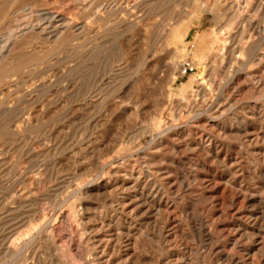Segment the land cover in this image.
I'll return each instance as SVG.
<instances>
[{
    "label": "rangeland",
    "instance_id": "1",
    "mask_svg": "<svg viewBox=\"0 0 264 264\" xmlns=\"http://www.w3.org/2000/svg\"><path fill=\"white\" fill-rule=\"evenodd\" d=\"M239 263L264 264V0H0V264Z\"/></svg>",
    "mask_w": 264,
    "mask_h": 264
},
{
    "label": "bare ground",
    "instance_id": "2",
    "mask_svg": "<svg viewBox=\"0 0 264 264\" xmlns=\"http://www.w3.org/2000/svg\"><path fill=\"white\" fill-rule=\"evenodd\" d=\"M49 17V16H48ZM40 18V17H39ZM51 18V17H50ZM55 18V17H54ZM59 22H60V24H59V28H64V25L62 24V22H63V18L62 19H59L58 20ZM45 22V21H44ZM64 23V22H63ZM66 26H67V24H66ZM28 27V26H27ZM39 27V26H38ZM67 27H70V26H67ZM55 32V31H54ZM50 33V32H49ZM41 34V33H40ZM50 35V34H49ZM55 35V34H54ZM52 36V35H51ZM56 36H58V35H56ZM48 37V36H47ZM59 37V36H58ZM57 37V38H58ZM10 39V38H9ZM52 39H55L53 36H52ZM60 40V39H59ZM12 41V40H11ZM9 42V41H8ZM16 44V43H15ZM8 45V44H7ZM10 45H11V43H10ZM217 45V44H216ZM213 46V45H212ZM224 46V45H223ZM9 47V46H8ZM16 47H18V46H16ZM14 48V47H13ZM209 48V47H208ZM7 54V53H6ZM23 54V53H22ZM200 55H201V52L199 53ZM198 54V55H199ZM202 55H203V53H202ZM14 56V55H13ZM205 56V55H204ZM204 56H203V58H204ZM11 57V56H10ZM198 57V56H197ZM199 58V57H198ZM196 61H198V60H196ZM208 150V149H207ZM153 186V185H152ZM91 187V186H90ZM154 187V186H153ZM103 189V188H102ZM93 190V189H92ZM95 190V189H94ZM143 191V190H142ZM151 192V191H150ZM140 193V192H139ZM143 193V192H142ZM141 193V195H139V196H141L142 197V199L144 198V199H146V196L145 195H143ZM123 195V194H122ZM150 195V194H149ZM246 195V194H245ZM138 196V197H139ZM248 197V196H247ZM131 198V197H130ZM140 198V197H139ZM245 198V197H244ZM142 201H145V200H142ZM137 203V202H136ZM134 205V204H133ZM44 227V226H43ZM47 234V233H46ZM50 236V235H49ZM47 237V236H46ZM126 258V257H125ZM236 261V260H235ZM240 264V263H239Z\"/></svg>",
    "mask_w": 264,
    "mask_h": 264
},
{
    "label": "built area",
    "instance_id": "3",
    "mask_svg": "<svg viewBox=\"0 0 264 264\" xmlns=\"http://www.w3.org/2000/svg\"><path fill=\"white\" fill-rule=\"evenodd\" d=\"M190 66H184L183 69H184V74L187 72V71H191V68H189Z\"/></svg>",
    "mask_w": 264,
    "mask_h": 264
}]
</instances>
